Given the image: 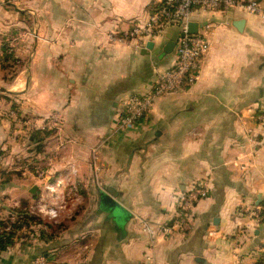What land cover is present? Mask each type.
Listing matches in <instances>:
<instances>
[{
	"label": "crops",
	"instance_id": "0c3cea01",
	"mask_svg": "<svg viewBox=\"0 0 264 264\" xmlns=\"http://www.w3.org/2000/svg\"><path fill=\"white\" fill-rule=\"evenodd\" d=\"M160 1L0 0V52L15 55L7 81L0 66V219L27 215L0 264H145V223L155 264H258L264 227L247 211L264 206V0L260 13L196 12L211 43L198 83L122 130L129 99L177 63L165 48L178 30L125 38ZM48 180L66 183L55 222L32 213ZM199 184L191 231L165 236Z\"/></svg>",
	"mask_w": 264,
	"mask_h": 264
},
{
	"label": "built area",
	"instance_id": "2783aa9c",
	"mask_svg": "<svg viewBox=\"0 0 264 264\" xmlns=\"http://www.w3.org/2000/svg\"><path fill=\"white\" fill-rule=\"evenodd\" d=\"M236 8H244L251 13H260L261 11L259 0H246L245 2L237 0H161L156 12L144 25L136 27L125 35L126 39L139 40L143 43L156 42L165 38L168 32L175 29L179 32V39L174 49L177 59L175 67L158 73L149 94L133 96L129 99L120 129H136L149 117L158 99L177 92L188 91L198 83L203 60L211 50V43L208 36L202 31L196 35L189 33V25L192 23L194 14L198 11L211 14H228ZM259 120L264 125V112L259 116ZM95 169L98 174L100 169L97 164H95ZM37 179L44 182L46 176L43 172H38ZM65 185L66 183L62 181H46L42 198L32 208L33 215L54 222L58 221L68 206V196L64 191ZM72 191L77 193L78 188L73 187ZM208 195L209 187L206 184H199L181 194L177 220L171 227H164L162 233L165 236H171L176 231L179 233L191 231L194 212L199 203ZM247 213L259 227H264V206H257L253 211H247ZM144 230L152 237L145 264H155L153 257L155 232L146 223ZM10 231L11 227L1 230L2 233H9ZM36 264H47V261L41 257ZM258 264H264V242L258 251Z\"/></svg>",
	"mask_w": 264,
	"mask_h": 264
},
{
	"label": "trees",
	"instance_id": "16d2710c",
	"mask_svg": "<svg viewBox=\"0 0 264 264\" xmlns=\"http://www.w3.org/2000/svg\"><path fill=\"white\" fill-rule=\"evenodd\" d=\"M2 52L3 53L7 52V62H10V61L15 62L14 55L12 56V54H9L5 46L2 48ZM23 213H24L23 210L19 211L17 214V218L14 222L8 221V222L13 223L11 224L12 229L9 233L1 232V230H4L5 228L9 227V223H7V221L0 219V250L1 251L6 250L8 247H10L13 244L14 236L17 235V233L24 227L25 223L27 222L25 221V216L27 215H23ZM32 220H35V219H32Z\"/></svg>",
	"mask_w": 264,
	"mask_h": 264
},
{
	"label": "water",
	"instance_id": "95a60500",
	"mask_svg": "<svg viewBox=\"0 0 264 264\" xmlns=\"http://www.w3.org/2000/svg\"><path fill=\"white\" fill-rule=\"evenodd\" d=\"M243 25H244V22L243 21H240V22H238V23H236V27L241 31L242 30V27H243ZM202 27H201V25H199V24H197V23H191L190 25H189V33L190 34H198L199 33V31H200V29H201ZM153 43H151L150 45H149V50L150 49H153ZM176 48V43L175 42H173V41H170L168 44H167V46H166V48H165V52L166 53H168V54H171V53H173V51H174V49ZM35 190H37V188L35 189ZM35 190H34V193H35Z\"/></svg>",
	"mask_w": 264,
	"mask_h": 264
},
{
	"label": "rangeland",
	"instance_id": "374dc122",
	"mask_svg": "<svg viewBox=\"0 0 264 264\" xmlns=\"http://www.w3.org/2000/svg\"><path fill=\"white\" fill-rule=\"evenodd\" d=\"M6 47L7 49V43L3 45V47ZM13 56V55H12ZM15 56V55H14ZM6 59V60H5ZM0 66L1 69L3 70L2 73L6 76V81H7V52H0ZM12 72V71H11ZM36 216V215H35ZM7 229V228H5Z\"/></svg>",
	"mask_w": 264,
	"mask_h": 264
}]
</instances>
